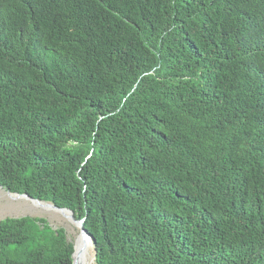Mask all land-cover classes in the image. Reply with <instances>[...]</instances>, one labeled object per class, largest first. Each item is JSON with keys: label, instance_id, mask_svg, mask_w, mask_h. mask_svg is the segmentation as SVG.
I'll list each match as a JSON object with an SVG mask.
<instances>
[{"label": "trees", "instance_id": "16d2710c", "mask_svg": "<svg viewBox=\"0 0 264 264\" xmlns=\"http://www.w3.org/2000/svg\"><path fill=\"white\" fill-rule=\"evenodd\" d=\"M0 186L95 264H264V0H0ZM72 253L0 221V264Z\"/></svg>", "mask_w": 264, "mask_h": 264}, {"label": "rangeland", "instance_id": "374dc122", "mask_svg": "<svg viewBox=\"0 0 264 264\" xmlns=\"http://www.w3.org/2000/svg\"><path fill=\"white\" fill-rule=\"evenodd\" d=\"M22 215L45 218L52 228H63L69 242H73L78 234V230L59 211L51 208H41L25 200L11 201L0 190V219L8 216L18 217ZM89 251L91 252L92 250ZM88 264H94L90 258Z\"/></svg>", "mask_w": 264, "mask_h": 264}, {"label": "water", "instance_id": "95a60500", "mask_svg": "<svg viewBox=\"0 0 264 264\" xmlns=\"http://www.w3.org/2000/svg\"><path fill=\"white\" fill-rule=\"evenodd\" d=\"M0 190L3 191V194L15 195L19 198H26L30 201H37V202L45 203V204L50 205L52 208L56 210L65 212L67 215L66 217H67L68 222L78 230V234L76 235V237L74 238L72 242L73 244L72 264H88L89 258L95 264L96 253H95V248L93 244V239L90 236V234L87 232V230L84 228V218L77 220L75 219L74 214L70 209L57 207L52 202L35 199L26 193L20 194L16 192H11L10 190L3 188L2 186H0ZM10 200L20 201V200H13V199H10ZM22 216H27V215H22ZM22 216H18V217H22ZM8 217L12 218L16 216H8ZM4 218H7V217H4ZM1 220L2 219H0V221ZM89 250H92V251L90 252Z\"/></svg>", "mask_w": 264, "mask_h": 264}, {"label": "bare ground", "instance_id": "6f19581e", "mask_svg": "<svg viewBox=\"0 0 264 264\" xmlns=\"http://www.w3.org/2000/svg\"><path fill=\"white\" fill-rule=\"evenodd\" d=\"M4 196L7 197V198H9V199H13V200H23V201L25 200V201H28V202H30V203H32V204H34L36 206H39L41 208H51V209H54V208H52L48 204L41 203V202H37V201H30V200H28L26 198H19V197L15 196V195H7V194H4ZM54 210H56V209H54ZM56 211H59V210H56ZM59 212L62 213L63 215H65V216H67L65 212H63V211H59ZM80 238H82V237H80ZM91 262H92V260H91Z\"/></svg>", "mask_w": 264, "mask_h": 264}]
</instances>
